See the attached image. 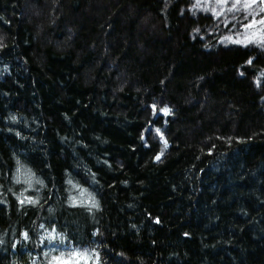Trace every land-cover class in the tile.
<instances>
[{
	"label": "trees",
	"instance_id": "trees-1",
	"mask_svg": "<svg viewBox=\"0 0 264 264\" xmlns=\"http://www.w3.org/2000/svg\"><path fill=\"white\" fill-rule=\"evenodd\" d=\"M189 4L0 0V264L53 225L99 264H264V46Z\"/></svg>",
	"mask_w": 264,
	"mask_h": 264
},
{
	"label": "snow or ice",
	"instance_id": "snow-or-ice-1",
	"mask_svg": "<svg viewBox=\"0 0 264 264\" xmlns=\"http://www.w3.org/2000/svg\"><path fill=\"white\" fill-rule=\"evenodd\" d=\"M257 3V0H196V3L191 5L193 9H202L205 12H211L214 16H221L231 13L233 14L231 16V19L235 20L236 16L235 13H239L241 11H247L249 9H252V6ZM260 4H264V0H259ZM257 23L255 18L250 23L242 24L241 27L245 29H249L250 27L254 26ZM259 24L264 25V16L260 18L258 21ZM235 27V25H233ZM194 31L199 32V29H195ZM220 40L222 42H228L233 41L237 44H248L250 42L253 43H259L262 46H264V29H261L258 33L255 35L249 36L247 33H232L228 36H221ZM206 47H209L211 45H205ZM248 63H251L249 60ZM153 109L156 108V105L152 106ZM162 112H168L170 109L167 107H164L160 109ZM13 120H16L17 117L13 116ZM157 133H160L161 136H163V133L160 131L159 128L156 129ZM17 135H20V133H17ZM165 144H167V141H164ZM156 159H160V155L156 156ZM23 165L20 163L19 159H17V168H16V175L14 176V179L17 183L21 182V177H25L24 182L27 183L29 188H33L34 185L32 183V180L29 178L30 175H34V173H25L22 171ZM38 183L43 184V181H38ZM71 183V181H69ZM77 187H81L77 185ZM39 189H37V192ZM82 190L80 195H83ZM19 203L21 205H24L25 203L36 205L39 203L38 197H33L31 195H28L24 198H18ZM69 202L73 206H85L83 205L82 201L77 196H69ZM92 207H99L98 203H94L91 199L89 200V203L87 205L88 211L92 210ZM41 229H45V226L43 224L40 225ZM45 232L47 233V239L50 245V251L53 253L49 256V253H44L46 259V264H99V253L95 249H76L73 248L71 251H59V249L64 248L67 249L66 244V237L63 232L57 231L56 227L53 225L51 229H45ZM25 240L30 239L29 233L27 231H24L22 233ZM44 242L43 235L41 237V243Z\"/></svg>",
	"mask_w": 264,
	"mask_h": 264
},
{
	"label": "rangeland",
	"instance_id": "rangeland-1",
	"mask_svg": "<svg viewBox=\"0 0 264 264\" xmlns=\"http://www.w3.org/2000/svg\"><path fill=\"white\" fill-rule=\"evenodd\" d=\"M201 2H203V0H201ZM194 3H196V0H190L189 7H190V12L193 13V15H198V14L200 15L204 13L214 18V25L211 26V28H207L206 30L208 31L204 32V34L200 32V37L202 39L207 40L211 46L214 44L213 41H215L216 38L219 40V44L223 47L238 46V45L249 46V45L259 44V43L250 42L245 45V44H237L233 41L222 42L220 40L221 36H228L232 33H236V32L247 33L249 36H252L258 33L261 29H264L261 24L258 25V22L249 29H245L241 27L242 24L250 23L253 20V18H255V20L260 19L261 16L260 7L259 6L256 7L258 4H254L252 6V9H249L247 11H241L239 13H235L236 19L233 20L231 19V16L233 15L231 13L227 14V16L221 15L217 17L214 16L211 12H205L202 9H193L191 5H193ZM233 25H235V27H233Z\"/></svg>",
	"mask_w": 264,
	"mask_h": 264
}]
</instances>
